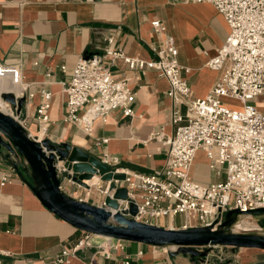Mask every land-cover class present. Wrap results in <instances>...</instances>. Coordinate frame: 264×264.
<instances>
[{
    "label": "crops",
    "instance_id": "obj_1",
    "mask_svg": "<svg viewBox=\"0 0 264 264\" xmlns=\"http://www.w3.org/2000/svg\"><path fill=\"white\" fill-rule=\"evenodd\" d=\"M165 27L155 34L151 22ZM228 27L214 7L185 0H0V64L19 66L25 90L11 92L26 101L20 110L28 133L43 136L56 144L67 143L99 160L117 159L111 166L125 172L153 175L162 172L166 160V139L175 131L174 103L167 97V80L154 69H129L120 59L111 65L119 79L127 80L134 93L133 116L122 110L110 113L106 122L96 121L90 135L65 122L66 85L76 62L86 54H104L107 48L121 49L126 55L154 60L161 39L172 37L178 50L177 61L189 71L183 74L191 88L190 99L206 96L222 75L207 66L223 46ZM111 39V43L108 40ZM5 81V80H4ZM10 84L11 81L6 80ZM2 81H0L1 83ZM43 90L52 93L50 127L40 131L38 108ZM23 93V94H22ZM31 94L33 97H31ZM0 149V260L6 264H54L65 249L72 248L83 232L48 210L34 193L32 182L20 166L24 179L13 169ZM13 160H15L13 158ZM198 151L191 175L201 185L218 183ZM59 163L58 167H62ZM76 176L72 173V177ZM63 190L76 200L103 206L106 182L99 175L94 184L64 179ZM4 178L8 181L4 182ZM92 178V179H93ZM182 218V219H180ZM186 219L179 214L154 225L183 228ZM98 243L103 240L98 239ZM120 244L119 248L117 245ZM145 244L109 242L102 250H79L66 264H264L255 249H237L229 256H207L193 261L187 254L170 256L168 251Z\"/></svg>",
    "mask_w": 264,
    "mask_h": 264
},
{
    "label": "built area",
    "instance_id": "obj_2",
    "mask_svg": "<svg viewBox=\"0 0 264 264\" xmlns=\"http://www.w3.org/2000/svg\"><path fill=\"white\" fill-rule=\"evenodd\" d=\"M185 2L212 5L228 27L223 46L207 62L210 69L223 73L206 96L190 99L191 88L183 77L189 70L179 65L178 50L169 36L160 40L154 60L133 58L121 49L111 48L105 49L102 55L92 53L81 57L65 88V122L90 135L95 122H106L114 110L133 116L134 93L127 86V80L117 78L111 71L115 60H122L131 70L158 71L167 80L166 95L175 105L172 111L175 131L165 141V167L153 175L113 169L114 173L125 175L124 180L114 181L116 188L127 191V198L117 201L116 211L145 224L181 214L186 219L183 228L210 225L216 228L229 210L245 213L264 208V111L256 105L259 98H264V0ZM151 27L155 34L165 32L158 20L152 21ZM8 79L14 86L26 89L19 66L0 64V81ZM222 98L239 102V106L229 108L222 104ZM5 105L4 113L27 130L18 107L6 102ZM51 107L52 93L43 90L37 111L42 133L49 130ZM29 135L38 142L45 140L40 135ZM198 151L204 153L209 169L223 176V180L209 185L194 181L191 169ZM103 162L111 166L117 159L106 158ZM58 170L61 175L66 171L63 165ZM69 176L64 179L72 181L71 171ZM6 181L8 179L4 178ZM107 185L108 182L102 192L112 196L114 191L107 192ZM132 203L137 209L133 217L127 213ZM98 239L103 243H98ZM113 240L83 232L82 238L72 248L65 249L54 264L69 263L71 257L85 248L102 250L109 257L104 249H108ZM0 264L6 263L0 260ZM89 264L95 263L92 260Z\"/></svg>",
    "mask_w": 264,
    "mask_h": 264
},
{
    "label": "water",
    "instance_id": "obj_3",
    "mask_svg": "<svg viewBox=\"0 0 264 264\" xmlns=\"http://www.w3.org/2000/svg\"><path fill=\"white\" fill-rule=\"evenodd\" d=\"M0 100L18 107L20 112L26 98L14 93L0 94ZM5 149V158L17 174L24 179L20 166L24 161V171L32 182H28L42 204L74 228L82 231L121 241H129L148 246L172 249L170 256L187 254L199 257L202 262L212 247H230L233 249H257L264 251V235L255 233H238L232 227L242 216H264V208L240 212L229 210L223 222L213 226L170 229L153 224H145L116 211L118 200L127 198L125 188H116L114 181H122L125 175L114 173L113 168L80 148L70 144H56L49 139L38 142L32 139L28 131L18 120L0 110V149ZM13 158L15 160H13ZM63 163L67 177L71 171L76 176L72 181L83 184L94 175L108 182L103 206H96L76 200L61 187V174L58 164ZM131 217L137 213L132 203L128 212ZM198 248L205 250L199 251Z\"/></svg>",
    "mask_w": 264,
    "mask_h": 264
},
{
    "label": "rangeland",
    "instance_id": "obj_4",
    "mask_svg": "<svg viewBox=\"0 0 264 264\" xmlns=\"http://www.w3.org/2000/svg\"><path fill=\"white\" fill-rule=\"evenodd\" d=\"M221 102L223 105L229 107V108H236L239 106V102H236L230 98H222L221 99ZM256 105H258V107L264 111V98H259L258 99V102H256ZM3 109L5 110V106L3 107ZM6 111V110H5ZM207 165V161L204 163L202 162L201 163V168L203 169V167H205ZM264 216L262 217H258V216H242L239 218L238 222L239 221H247L249 222L250 224V228L251 229H245V228H242V229H238V228H234V226L231 228L232 231L234 232H238V233H255V234H260V235H264V219H263ZM182 219V218H180ZM113 241H116V239H114ZM198 250L200 251H203L205 250L204 248H198ZM234 250H237V249H233V248H230V247H221V246H218V247H212L210 250H209V253L207 256H209V258H212L211 256H220V257H224V256H229L231 255ZM257 250V249H255ZM253 252H256L259 254V256H262L264 258V251H261V250H257V251H253Z\"/></svg>",
    "mask_w": 264,
    "mask_h": 264
},
{
    "label": "bare ground",
    "instance_id": "obj_5",
    "mask_svg": "<svg viewBox=\"0 0 264 264\" xmlns=\"http://www.w3.org/2000/svg\"><path fill=\"white\" fill-rule=\"evenodd\" d=\"M1 89H7V90H12L14 92H18L20 91V88L18 86H14L13 84H10L8 81H2L0 83V90ZM23 94V93H22ZM5 106V110H6V105H5V102H3L2 100H0V110L3 111V112H6L3 107ZM97 182V179L96 178H93L91 180H88V183L89 184H94ZM250 224L249 222L247 221H239L237 222L235 225H234V228H238V229H242V228H245V229H251L250 228Z\"/></svg>",
    "mask_w": 264,
    "mask_h": 264
},
{
    "label": "trees",
    "instance_id": "obj_6",
    "mask_svg": "<svg viewBox=\"0 0 264 264\" xmlns=\"http://www.w3.org/2000/svg\"><path fill=\"white\" fill-rule=\"evenodd\" d=\"M86 55H88V54H86ZM263 219H264V217H263ZM190 256V255H189ZM190 258L193 260V261H198V260H200L201 258H199V257H191L190 256Z\"/></svg>",
    "mask_w": 264,
    "mask_h": 264
}]
</instances>
